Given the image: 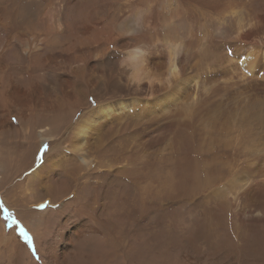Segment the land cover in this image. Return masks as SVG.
Wrapping results in <instances>:
<instances>
[{"label":"rangeland","instance_id":"374dc122","mask_svg":"<svg viewBox=\"0 0 264 264\" xmlns=\"http://www.w3.org/2000/svg\"><path fill=\"white\" fill-rule=\"evenodd\" d=\"M58 1L62 5L69 0ZM76 1L83 8L77 17L80 28L88 15L90 21H105L102 25L119 35L127 52H141L146 72L157 80L165 77L170 58L183 67L175 92L166 93L161 82L157 96L143 99L136 92L123 99L138 96L142 104H152L158 95L173 93L179 101L168 106V118L154 112L153 121L138 114L134 121L121 120L111 133L106 129L109 139L103 135L107 138L101 136L97 146L91 142L88 155L97 157L89 176L91 192L87 198L81 195L84 199L70 193L67 199L75 202L64 211L57 210L64 205L58 199L52 206L42 204L50 195L42 199L23 192L26 179L51 155L54 143H68L59 129V141L49 142L45 153L39 147L29 170L8 176L12 169H0V264L31 262L28 256L35 264H264V234L250 238L244 232L264 231V203L256 199L264 191V67L259 76L238 67L252 50L264 53V0ZM91 11L99 16L92 19ZM64 15L63 22L69 24ZM151 29L160 36L137 43ZM55 69L46 74L62 73ZM192 76L199 85L196 89L191 83L184 93ZM68 112L77 121L65 118L63 127H54L72 136L75 128L83 127L78 119L89 114L85 107ZM0 116L6 117L1 107ZM7 117L12 124L20 123L13 113ZM8 131L11 136L0 138V146L12 162L15 158L20 163V156L29 154L27 147L15 130ZM121 140L123 148L118 146ZM100 148L104 155L92 154ZM71 165L64 162L60 168L63 172Z\"/></svg>","mask_w":264,"mask_h":264},{"label":"bare ground","instance_id":"6f19581e","mask_svg":"<svg viewBox=\"0 0 264 264\" xmlns=\"http://www.w3.org/2000/svg\"><path fill=\"white\" fill-rule=\"evenodd\" d=\"M53 2L55 4L56 0H0V107L2 113L6 114V117L0 119V138L5 139L11 136L9 131L7 132L8 129L15 130L14 132L22 138L21 143L27 147L24 152L29 153L24 159H21L20 156V163H17L15 158H12L15 161L12 162L11 155L5 152L3 145L0 146V169L2 172L12 169L10 170L12 172L8 171V176L12 173L15 175L26 172L33 167L31 164H35L39 147H44L52 141H59L56 134L60 131L64 140L68 137V143L61 147V143L58 142H55L54 146L51 145L53 147L48 152L51 155L47 154L48 157L45 155L41 165L30 173L31 178L26 179L27 182L23 185L26 188L22 191L28 192L30 196L33 194L32 192L38 194L39 197L42 195L43 197H40L42 199L48 198L50 195L48 201L42 204L52 206L58 199L59 203L60 201L64 202V205L62 204V207L59 205L57 210L64 211L66 206H71L75 202V199H67L70 193L75 198L81 197V195L87 198L91 192L89 185L92 178L89 176L97 166V157L88 155L87 149L91 142L94 145L98 144L103 135L108 136L109 139L108 132L113 131L114 125L123 119L134 121L138 114L147 115L150 119L155 114L154 112H157L162 115L161 118H168L164 115L169 109L168 106L179 101L172 92L169 95H158L155 100L153 99L154 101L152 100V104H142V101L138 100L140 99L137 98L138 96L128 100L123 98L140 92L143 99H146L149 95H155L162 90L161 82L167 86L166 93L170 90L175 92L176 78L184 77V71L179 60L170 58L165 77L157 80L155 74L146 72L147 69L144 65L146 62L143 60L141 52L139 50L127 52V47L123 45L119 35L102 25L105 21L101 22V19H99L100 23L95 22L96 20L90 21L88 15L85 18L89 22L86 20L80 28L77 17L83 8H79L76 0H69L68 3L62 5L59 3L61 1H58L56 7ZM96 12L91 11V17H94L92 19L99 16ZM62 15L67 17L69 24L63 22ZM14 28L17 30H13ZM88 33L91 34L87 38L80 39V36ZM158 36L160 35L157 30L151 29V33L138 38L137 43H144L148 41L149 37L153 39ZM110 45L114 49H110ZM117 47H120L126 56H122ZM113 58L118 63L113 62ZM260 58L263 62L257 63ZM255 63L259 68L257 70ZM238 65V67L243 66L249 74H253L255 70V75L259 76L261 68L264 67V53L259 54L254 49L246 58L241 59ZM55 67L60 68L62 73L46 74L47 71L53 70ZM193 77L187 79L188 85L184 87V93L187 92L191 83L197 89L199 81L195 84L192 80ZM195 77L198 79V75ZM230 78L227 79L230 80ZM225 82L229 81L225 80ZM89 98H92L93 102H90ZM94 104L96 105L93 107ZM83 107L88 110L89 115L78 119L80 121L78 124H83V127L75 128L72 136L68 135L66 130L54 127L62 126L69 117L71 122L77 121L70 115L68 109ZM9 113L15 114L20 123L12 124L7 117ZM152 117L153 121H157L156 116ZM125 128L118 130L120 136L125 132ZM55 129H59V131L57 132ZM35 138L36 141H34ZM123 145L124 141L121 140L118 146L123 148ZM100 149L92 154L97 156L101 152L103 153V149ZM64 162L73 163V165L68 166L62 172L60 165ZM80 186L82 187L81 191ZM263 192L256 197L257 200H263L262 203H264ZM255 215L262 216L263 214L256 212ZM75 232V235L77 232L80 233L78 230ZM244 232L250 238H262L264 234V231L256 228ZM245 236L247 237V235ZM13 237L9 236V239H13ZM53 253L55 252L53 251ZM27 259L31 262L27 261L24 264H33L34 261L30 256ZM50 259L52 260L51 255ZM58 264L64 263L58 261Z\"/></svg>","mask_w":264,"mask_h":264},{"label":"snow or ice","instance_id":"6c2138e0","mask_svg":"<svg viewBox=\"0 0 264 264\" xmlns=\"http://www.w3.org/2000/svg\"><path fill=\"white\" fill-rule=\"evenodd\" d=\"M13 119H15V118H13ZM46 150H47V145H45L44 148L41 149V153H43ZM40 207H44V205H40ZM20 234L27 240L29 245H31V238L28 236L27 232L24 231L23 228H21Z\"/></svg>","mask_w":264,"mask_h":264}]
</instances>
